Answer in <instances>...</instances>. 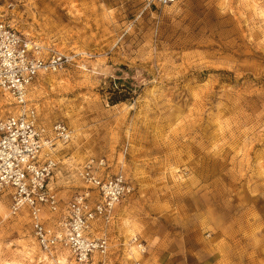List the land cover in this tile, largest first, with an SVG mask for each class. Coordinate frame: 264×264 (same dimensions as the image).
I'll return each instance as SVG.
<instances>
[{
    "label": "rangeland",
    "instance_id": "obj_1",
    "mask_svg": "<svg viewBox=\"0 0 264 264\" xmlns=\"http://www.w3.org/2000/svg\"><path fill=\"white\" fill-rule=\"evenodd\" d=\"M0 19L75 55L28 92L43 122L72 129L55 151L61 204L90 156L134 184L105 227L108 254L85 264H133V235L199 264H264V0H0ZM118 72L137 91L110 104ZM13 110L0 93V118ZM10 205L0 192V264H77L44 252Z\"/></svg>",
    "mask_w": 264,
    "mask_h": 264
},
{
    "label": "built area",
    "instance_id": "obj_2",
    "mask_svg": "<svg viewBox=\"0 0 264 264\" xmlns=\"http://www.w3.org/2000/svg\"><path fill=\"white\" fill-rule=\"evenodd\" d=\"M176 1L147 0V5ZM74 57L40 44L0 19V93L14 106L0 118V192L9 193L13 213L26 209L32 235L44 252L53 255L63 249L75 263L85 264L108 254L105 227L113 225L117 205L133 193L134 184L122 170L112 172L106 158L90 156L76 168L82 185L65 206L53 190L55 151L71 139L72 129L62 121L43 122L28 92L38 75L62 71ZM97 229L103 234L94 235ZM130 240L137 254L147 252L139 237ZM133 264L143 263L136 258Z\"/></svg>",
    "mask_w": 264,
    "mask_h": 264
},
{
    "label": "crops",
    "instance_id": "obj_3",
    "mask_svg": "<svg viewBox=\"0 0 264 264\" xmlns=\"http://www.w3.org/2000/svg\"><path fill=\"white\" fill-rule=\"evenodd\" d=\"M45 218L48 219V222H52V218H49V214L46 213ZM95 226L99 228L100 223L97 222ZM102 234V230L97 229L94 232V235L96 236H100ZM131 249L132 246L130 247V256L133 257V260L139 258L142 260L143 264H199L198 261H192L194 259L192 256L184 254L182 249L179 248L177 244H172V242H158L156 244H149L147 252L142 256ZM134 253H136L135 256H133ZM215 261L209 264H216ZM57 262H59V260H57Z\"/></svg>",
    "mask_w": 264,
    "mask_h": 264
},
{
    "label": "trees",
    "instance_id": "obj_4",
    "mask_svg": "<svg viewBox=\"0 0 264 264\" xmlns=\"http://www.w3.org/2000/svg\"><path fill=\"white\" fill-rule=\"evenodd\" d=\"M124 68V66H121ZM136 86L131 78L120 76V72L116 77H109L103 87V92L106 93L107 100L110 104L131 100L135 96Z\"/></svg>",
    "mask_w": 264,
    "mask_h": 264
},
{
    "label": "bare ground",
    "instance_id": "obj_5",
    "mask_svg": "<svg viewBox=\"0 0 264 264\" xmlns=\"http://www.w3.org/2000/svg\"><path fill=\"white\" fill-rule=\"evenodd\" d=\"M47 81H50V79H46Z\"/></svg>",
    "mask_w": 264,
    "mask_h": 264
}]
</instances>
